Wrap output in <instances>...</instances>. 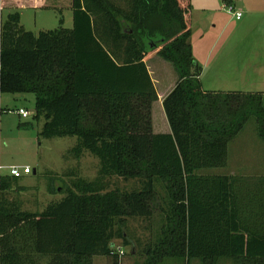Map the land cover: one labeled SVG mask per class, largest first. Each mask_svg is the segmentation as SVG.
Wrapping results in <instances>:
<instances>
[{
    "label": "trees",
    "instance_id": "obj_1",
    "mask_svg": "<svg viewBox=\"0 0 264 264\" xmlns=\"http://www.w3.org/2000/svg\"><path fill=\"white\" fill-rule=\"evenodd\" d=\"M69 8L71 29L33 34L17 12L0 21V94H32L40 136H75V157L86 151L100 169L41 212L9 201L20 177L0 175V264H92L95 256L119 264L116 226L154 215L159 232L143 247L144 264H264V178L240 196L237 178L198 173L226 166L229 142L250 118L264 143V98L203 90L190 0H70ZM155 55L178 77L162 101L168 134L152 132L157 94L144 60ZM113 177L135 186L109 190Z\"/></svg>",
    "mask_w": 264,
    "mask_h": 264
},
{
    "label": "rangeland",
    "instance_id": "obj_2",
    "mask_svg": "<svg viewBox=\"0 0 264 264\" xmlns=\"http://www.w3.org/2000/svg\"><path fill=\"white\" fill-rule=\"evenodd\" d=\"M241 1L250 7L264 2L262 0ZM239 2L240 0H190L189 44L193 48L194 56L200 62L199 77L204 88L212 86L207 82H211V76L215 74V68H213L209 75L202 63L204 59L211 54L216 60L215 67L218 66L220 59L229 55L236 42L234 33L237 30V20L223 10L222 6L225 4L239 10L235 6L240 4ZM69 3L70 0H0L2 8L0 21L4 20L8 14L17 12L20 16V25L33 34L54 30L60 26L71 29L72 11ZM259 7L264 8V5ZM214 41L219 45L208 53ZM223 43L227 44V48L222 46ZM223 47L225 50L222 53ZM162 63L157 55L146 60V65L156 81L161 77L158 72ZM170 69L169 65L164 68V70ZM19 109L28 111L29 116L22 118L18 113ZM161 111L164 113L159 102H155L152 109L154 120L159 121ZM33 116L32 94H0V175L9 174V166H28L31 169L29 175H22L17 180L11 179L10 190L5 193V196L9 201L17 203L21 210L39 212L49 204L60 201L74 181L78 179L94 181L98 176L100 163L98 158L86 151H83L79 158L75 157L72 152V148L77 143L75 136L54 138L40 136L44 121L42 118L35 119ZM228 153L230 160L225 167L204 169L198 173L237 178L236 185L240 196L249 189L254 190L260 187L261 180L264 178V143L258 137L254 118H250L243 130L229 142ZM134 186V181H123L116 177L107 182L109 190L113 188L130 190ZM159 227L160 220L157 215L151 219L123 218L116 228L123 234L124 239L113 241L114 250L119 247L123 251L119 264H144L146 256L143 254V247L155 238ZM92 264H109V262L103 256H95ZM162 264H185V262L169 260ZM189 264L203 263L199 259H192ZM217 264L234 263L230 259L220 258Z\"/></svg>",
    "mask_w": 264,
    "mask_h": 264
},
{
    "label": "crops",
    "instance_id": "obj_3",
    "mask_svg": "<svg viewBox=\"0 0 264 264\" xmlns=\"http://www.w3.org/2000/svg\"><path fill=\"white\" fill-rule=\"evenodd\" d=\"M239 3L240 4L235 6L242 12V17L237 20V30L236 33H234V39L236 40L234 49L230 51L229 55L222 57L216 67V60L212 58L211 54L204 59L202 63L204 68L209 72V75L213 68H215V74L211 76V82H207L208 85L212 86L208 88H204L203 86L202 88L210 92H243L261 94L264 97V8L259 7L264 5V2L256 5L258 7H250L241 0ZM217 45L219 44L214 41L210 45L208 53L215 49ZM222 46L227 48V44L225 43H223ZM190 48L194 59L200 67V62L197 60L198 58L193 54L192 46H190ZM225 48L221 51L222 53ZM152 58H154V56L145 59V65L146 60ZM162 62V65L159 66L160 72H158L161 77L157 81L154 80L152 72L146 65L157 94V100L155 102L158 101L161 106L163 99L173 89L178 80L177 74L171 64L164 60H162ZM167 65L171 68L170 70H164ZM155 102H153L151 106L152 132L155 134H168L170 133V127L165 114L161 111L159 121L153 118L152 109ZM229 160L227 149V164Z\"/></svg>",
    "mask_w": 264,
    "mask_h": 264
},
{
    "label": "built area",
    "instance_id": "obj_4",
    "mask_svg": "<svg viewBox=\"0 0 264 264\" xmlns=\"http://www.w3.org/2000/svg\"><path fill=\"white\" fill-rule=\"evenodd\" d=\"M226 1V0H225ZM223 10H225L228 14L232 15V17L236 20H239L242 17V12L237 10L233 6H227L223 5L222 6ZM1 11V7H0ZM18 113L21 115L22 118H27L29 116V112L24 110V109H19ZM9 174L14 177H21L22 175H28L31 173V169L28 166L25 167H14V166H9L8 167ZM115 253H117L119 256L123 254V251L121 248H115Z\"/></svg>",
    "mask_w": 264,
    "mask_h": 264
},
{
    "label": "water",
    "instance_id": "obj_5",
    "mask_svg": "<svg viewBox=\"0 0 264 264\" xmlns=\"http://www.w3.org/2000/svg\"><path fill=\"white\" fill-rule=\"evenodd\" d=\"M33 173H35V171L33 170Z\"/></svg>",
    "mask_w": 264,
    "mask_h": 264
}]
</instances>
